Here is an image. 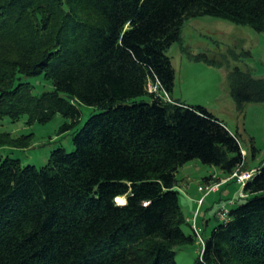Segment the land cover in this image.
<instances>
[{
    "label": "trees",
    "instance_id": "16d2710c",
    "mask_svg": "<svg viewBox=\"0 0 264 264\" xmlns=\"http://www.w3.org/2000/svg\"><path fill=\"white\" fill-rule=\"evenodd\" d=\"M203 16L262 32L264 0H0V125L60 114L66 130L78 104L100 110L72 151L57 147L41 167L1 151L29 138L0 133V264H178L177 249L197 241L194 264H264V164L240 186L243 201L221 206L226 222L214 221L220 207L201 224L203 204L186 217L179 201L177 174L192 161L220 172L202 188L251 171L238 131L171 96L167 52ZM41 74L54 89L35 94L24 79ZM229 87L238 110L264 103V80L240 67Z\"/></svg>",
    "mask_w": 264,
    "mask_h": 264
},
{
    "label": "rangeland",
    "instance_id": "374dc122",
    "mask_svg": "<svg viewBox=\"0 0 264 264\" xmlns=\"http://www.w3.org/2000/svg\"><path fill=\"white\" fill-rule=\"evenodd\" d=\"M175 69L174 88L171 96L190 105H202L219 119L225 121L232 131L241 135V147L245 150V162L248 169H257L264 164V103H248L238 110L231 96L229 73L235 67L249 73L254 78L264 80V31L258 32L250 26L239 25L226 19L203 16L188 20L181 30L180 41L175 42L168 50ZM34 89L35 94L54 89L52 83L43 76L25 77ZM79 120L69 129L63 126L71 120L57 114L47 123L27 124V118L21 117L12 121L5 118L0 125V133H8L14 141L30 139L27 147L20 145L3 146L5 156L18 159L22 166L31 164L37 167L45 165L52 150L63 147L73 150V136L94 113L100 110L83 104ZM244 153V152H243ZM215 167L192 161L181 168L177 174L181 181L179 201L186 217L194 214L203 184V178ZM231 181V182H230ZM235 181V182H234ZM220 191L219 187L205 198L204 205L208 217H213L229 198L241 202L240 185L236 180H228ZM227 190L226 193L223 191ZM119 203L122 200L117 199ZM197 211V210H196ZM199 212V211H198ZM214 218V221H216ZM201 218L198 225L200 226ZM210 229L203 233L206 237ZM187 232H191L185 226ZM200 244L180 247L176 251L178 264H194L200 254Z\"/></svg>",
    "mask_w": 264,
    "mask_h": 264
},
{
    "label": "built area",
    "instance_id": "2783aa9c",
    "mask_svg": "<svg viewBox=\"0 0 264 264\" xmlns=\"http://www.w3.org/2000/svg\"><path fill=\"white\" fill-rule=\"evenodd\" d=\"M158 86L159 84L157 83L156 85L153 84H149L148 85V90L150 92H157L158 90ZM254 174V170L251 171H242L239 168H237L232 175L229 178L223 179L221 181H219L218 183H213V184H209L208 186H206L205 188H202L201 186L199 187V191L201 192L202 196L201 198L198 200V206H197V211L195 212V216L199 213L198 211L200 210V207L202 206V204L205 201L206 196L216 190L222 183L227 182L230 179H235L236 182L240 185V186H244L245 183L250 180L253 177ZM242 196L243 194L240 193ZM217 218L220 221L226 222L229 218V209L226 206L221 207L218 210L217 213Z\"/></svg>",
    "mask_w": 264,
    "mask_h": 264
},
{
    "label": "crops",
    "instance_id": "0c3cea01",
    "mask_svg": "<svg viewBox=\"0 0 264 264\" xmlns=\"http://www.w3.org/2000/svg\"><path fill=\"white\" fill-rule=\"evenodd\" d=\"M243 152L246 153L245 150H243ZM249 170H256V169H253V168H252V169H249ZM212 173L215 174V175H217V176H220V172H218L217 170H210L209 175H211ZM209 180H210V178H209ZM230 182H231V181H230ZM230 182H227V183H223V184H221V185L219 186V189H218L216 192L220 191L225 185H227V184L230 183ZM223 192L226 193L227 190H224ZM206 198H207V197H206ZM207 207H208V206H207ZM207 207H205V208H206V211H207V209H208ZM206 211L203 213V217L201 216V217H202V223H201V224H203V220H204V219L209 218L208 215H207V213H206ZM212 222H213V221H212ZM209 224H210V223H209ZM207 230H208V229H207Z\"/></svg>",
    "mask_w": 264,
    "mask_h": 264
},
{
    "label": "bare ground",
    "instance_id": "6f19581e",
    "mask_svg": "<svg viewBox=\"0 0 264 264\" xmlns=\"http://www.w3.org/2000/svg\"><path fill=\"white\" fill-rule=\"evenodd\" d=\"M119 200H122V204L125 203V199L124 198H118Z\"/></svg>",
    "mask_w": 264,
    "mask_h": 264
}]
</instances>
